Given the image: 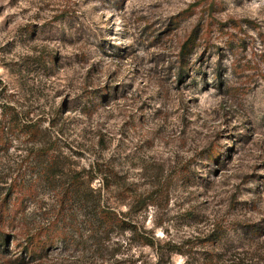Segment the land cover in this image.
<instances>
[{
    "label": "rangeland",
    "instance_id": "1",
    "mask_svg": "<svg viewBox=\"0 0 264 264\" xmlns=\"http://www.w3.org/2000/svg\"><path fill=\"white\" fill-rule=\"evenodd\" d=\"M2 132L11 252L80 171L138 230L71 211L38 264H264V0H0Z\"/></svg>",
    "mask_w": 264,
    "mask_h": 264
},
{
    "label": "trees",
    "instance_id": "2",
    "mask_svg": "<svg viewBox=\"0 0 264 264\" xmlns=\"http://www.w3.org/2000/svg\"><path fill=\"white\" fill-rule=\"evenodd\" d=\"M20 130L28 137V141L32 143L31 151H29L28 154H34L36 158L38 157L36 164L37 167L41 169L42 166L45 165L43 161L39 160L40 153H44L43 150L46 148L45 143L40 142L42 131L40 130L39 123L26 122L22 125ZM4 134L7 133L2 132L0 134V146L1 144H5L6 138ZM44 168L50 171L49 166H45ZM50 175V179L56 178V173L52 172ZM94 178V176L85 177V174L80 171H73L59 181L57 183L59 204L57 212L53 217L55 222H50L49 224H36L31 229H24L22 226L21 232L23 233L22 237L24 243L19 246L21 249L16 252H11L9 250V238L4 228L7 220L5 218L9 213L8 207L10 206L8 198L14 190V187L19 183L16 178L13 179L4 202L2 203V212L0 213V264H38L47 257L49 254L48 252L56 244L61 234L68 230V225L70 223L72 224L73 220L76 219L71 211L76 215L83 208H92V205L94 211L90 218L97 221L99 225L101 224V226L106 229V232H110L114 227H120L125 231H137V226L133 224L132 221L125 218L127 213L120 214L102 203L101 190L91 186V182ZM53 229L55 230L54 232ZM140 237L143 238L141 243L154 245L153 240L144 237V235H140ZM171 249L177 250L174 246L171 247Z\"/></svg>",
    "mask_w": 264,
    "mask_h": 264
}]
</instances>
